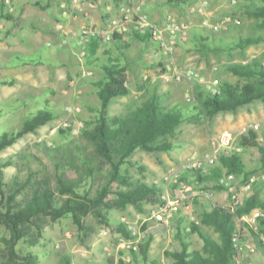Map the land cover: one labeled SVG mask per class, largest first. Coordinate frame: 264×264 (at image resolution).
Here are the masks:
<instances>
[{
	"label": "crops",
	"instance_id": "1",
	"mask_svg": "<svg viewBox=\"0 0 264 264\" xmlns=\"http://www.w3.org/2000/svg\"><path fill=\"white\" fill-rule=\"evenodd\" d=\"M137 1L142 4L143 13L154 24L164 25L174 19L184 25L189 31L188 39L172 45V52L169 53L162 50L158 43L129 33L125 40L115 37L106 43L94 41L87 57L82 58L76 40L69 38L67 33L71 30L105 26L118 14L122 0H13L11 5L0 1L1 112L6 113L2 111L5 106L3 100L15 101L17 105L7 113H17L22 106L19 102L22 99L21 93L31 91L34 94L41 90L48 91L52 99H78L83 106H90L87 98H90L92 93L98 96L97 84L106 78L105 67L116 63L126 68L125 81L130 93L117 97L118 100L110 111L113 100L111 101L108 107L111 118L128 115L154 98L159 101L164 111H180L186 114L190 109L185 107V101L189 103L190 94H194L196 101L194 112L190 114L196 117L199 112L196 98L204 91L202 87H205L202 82L212 75L217 76L215 71L225 65L219 61L218 52L241 51L230 48L236 43L233 42L234 33L241 35L230 17L246 13L247 6L262 4L255 0H209L208 5H204L201 0H183L181 4H174L171 0ZM260 1L264 3V0ZM223 21H230L225 27L227 32L222 28ZM65 38L68 39L61 46ZM251 47L242 52H251ZM248 62L250 60L246 59L242 63ZM176 69L193 71L195 79L166 82L165 78L172 75L170 70L173 72ZM91 71L94 76H91ZM263 104L264 102H255L239 110L243 111V126L259 124L261 127L264 121ZM100 107L101 103L98 115ZM83 111L86 109L83 108ZM230 128L233 129V126ZM170 142L174 147L170 151H173V155L168 156V162L182 159L186 161L190 154L182 149L192 142ZM200 156L193 154L189 161ZM243 161L248 170L254 169L250 168L244 159ZM183 163L176 171H181V175L186 174L188 180L198 187L185 194H181L177 187H174L173 191L168 189L171 198L182 196L183 202L170 224H148L147 233L153 234L148 252L151 262L171 264L173 260L167 257L166 252L181 248L183 242L189 244L190 251H200L206 256L204 241L197 233L192 232V223L202 225L221 245L220 234L213 227L203 224V214L214 208L230 212L233 210L232 192L219 186L208 187L199 184L194 172L182 171ZM244 182L242 176H236L234 190L238 193L241 203L254 196L264 199V181L259 180L248 190L242 187ZM257 211L264 212V209L256 208L249 215L235 218L237 231L242 235L243 250L240 259L237 261L235 254L230 264H264V226L259 220L254 234L245 222ZM179 233L183 235L184 240L178 237ZM128 258L130 260V256Z\"/></svg>",
	"mask_w": 264,
	"mask_h": 264
},
{
	"label": "trees",
	"instance_id": "2",
	"mask_svg": "<svg viewBox=\"0 0 264 264\" xmlns=\"http://www.w3.org/2000/svg\"><path fill=\"white\" fill-rule=\"evenodd\" d=\"M174 4H181L183 0H171ZM246 15L259 20L258 29L264 31V3L260 6H247ZM139 35V34H136ZM149 41L148 36L140 35ZM96 41V40H95ZM152 42V41H151ZM264 42V37H242L231 49L247 48ZM228 72L243 80L244 83H231L222 81L218 84V92L210 93L203 91L197 95L199 107L198 116L205 117L210 121L219 113L238 114L239 110L255 102H264V61L254 59L248 63H232L226 66ZM126 68L119 64H111L105 67L106 78L98 83V97L101 107L96 124L91 127L87 123L83 129V136L93 147L96 155L102 159V163L111 168L106 182L101 186L96 195H91L83 190L85 177L75 171V176H69L68 171L56 176L55 186L49 183L43 188L42 184L36 183L34 193L23 202L17 201V195L32 183V177L27 182L20 184L15 179L9 195L4 190V169L11 166L12 162H0V226H4L9 237L3 238L6 258L3 264H36L38 257L31 252L22 254L17 247L20 242L30 247L38 245L41 241L42 229L36 225L37 221L50 218L56 222L65 217H72L77 228V237L84 243L87 237L96 233L101 228H107L119 233L126 241L136 238L128 224L111 220L109 212L114 209L126 210L129 205L143 211L144 204L158 205L166 202L163 198V187L159 184L142 183L132 187L128 176L123 174L122 166L130 164V158L134 152L143 150L152 154L167 153L173 149V144L168 140L176 134L177 129L185 121L186 117L180 111H164L159 101L154 98L146 105L136 109L128 115L111 118L108 107L111 101L117 97L127 96L129 88L125 86ZM55 115L48 109H43L30 117L22 130L15 134L5 133L0 138V152L12 147L19 139L29 133H35L40 127L48 124ZM71 127L61 128L60 132L70 135ZM238 145L244 150L257 148L261 153L260 167L248 170L242 153L232 152L223 154L219 163L211 169L209 174L194 171L199 184L219 186L225 175L242 176L245 183L260 171L264 172V144L260 140L257 130L248 129L238 139ZM89 165V163H87ZM143 170V169H142ZM89 175L94 170L87 167ZM181 182H188V176L182 175ZM113 184H117L118 190L111 191ZM256 184V183H255ZM254 184V185H255ZM178 187V184H174ZM253 185V186H254ZM38 186V188H36ZM129 189L125 190L124 188ZM110 196H113L110 198ZM264 209V199L254 196L246 202L233 207L232 212L222 208H214L203 214V224L213 227L222 239L220 245L212 235L204 230L202 225L192 223V232L197 233L204 241L206 256L200 251H190L189 244L184 243L181 248H174L166 252L167 257L173 261L171 264H230L234 260L236 249L232 242L233 235L238 232L236 217L249 215L254 209ZM89 219L93 223L88 222ZM264 226V219H260ZM36 226L37 231H33ZM252 233H256L250 227ZM181 240L185 238L178 234ZM242 237V235H241ZM153 234L147 235L138 244V248H132L129 252H119L118 260L111 257L108 264H161L160 261H150L148 252ZM184 238V239H183ZM130 256V260H127ZM63 264H70L69 257L63 259Z\"/></svg>",
	"mask_w": 264,
	"mask_h": 264
},
{
	"label": "rangeland",
	"instance_id": "3",
	"mask_svg": "<svg viewBox=\"0 0 264 264\" xmlns=\"http://www.w3.org/2000/svg\"><path fill=\"white\" fill-rule=\"evenodd\" d=\"M255 1L263 4L260 0ZM235 17L239 20V23L235 26L238 29L239 35H241L238 36L235 32L233 42H237L240 37L244 36L264 37V31L257 28L259 20L250 18L246 13L235 14ZM229 22L222 27L226 32L227 29L225 27ZM251 50V52L239 50L218 52L219 61L224 62L225 65L218 71H215L214 74L217 73V76L212 75L211 78H207L202 82V85L205 86L202 87L204 91L214 93V90L218 88V84L222 80H229L235 84L238 82L239 84L244 83L243 80L234 77L232 73L228 72L226 66L232 63L243 62L246 59L251 61L257 58L264 61V42L252 46ZM252 55L256 57H252ZM170 73L172 74L174 71L170 70ZM89 96L91 97L87 99L90 106H83L78 99H67L65 97L52 99L48 91L41 90L34 94L28 91L21 93L22 99L19 102L22 106L18 109L19 111L16 110L18 111L17 113H7L17 105V103H14L15 101L12 99L3 100L5 106L2 111L6 113L3 114L0 110V138L5 133L15 134L22 130L25 122L43 109H48L55 115V119L40 127L35 133L25 135L12 147L0 152L1 163L12 162L11 166L4 169V190L7 196L16 178H18L20 184H23L32 177V183L17 195V201L23 202L34 193L36 183L42 184L43 188L46 186V183L54 187L56 176L62 175L67 171L69 176H75V171L83 175L85 180L82 189L87 190L93 196L97 194L98 190L106 182L111 168L108 164L102 163V159L96 155L95 147L82 134L87 123H91V127H93L99 116L98 109L101 101L98 96H94V93ZM190 96L191 100L189 103L185 101V107L190 109V111L184 114L186 117L185 121L177 129L174 136L168 137L169 141L182 142L185 140L188 143L192 142L182 149L185 153H189L190 156L186 157L187 159L185 158L186 161H182L184 160L182 159L169 163L168 159L170 158L168 156L173 155V151L170 153L152 154L138 149L130 158V164L122 166V172L128 176L132 187H136L142 183L159 184L164 188L163 198L170 200L173 198L168 195V189L173 191L174 187L177 186L173 182H169L167 177L172 172H176L177 168L182 165L181 163L184 162L183 164H185L189 162L193 154L200 156L210 152L214 143L220 141L222 137L228 134L234 137L235 143H237L241 134L253 126H258L256 130L260 133V140L264 144V121L261 127L259 124H247L243 126L241 123L243 111H240L236 115L219 113L210 121L206 120L205 117L198 116V111H195L197 113L196 117L191 116L190 113L194 112L196 101L194 94H190ZM116 100L118 98L113 99L109 108L110 111ZM94 105L96 108H94ZM69 107L72 108V111L68 112L67 108ZM76 108H80V111H74ZM83 108L86 111H83ZM95 113L97 114L95 115ZM65 124H68L73 129L70 135L60 132L61 128H67ZM231 126H233V129L230 128ZM242 158L250 168L260 167L261 153L257 148L242 151ZM88 166L94 170L92 175L88 174ZM263 175V171L255 175L257 178L256 182L259 180L264 181ZM185 183L191 187V190L198 187L193 181L188 180ZM118 187L117 184H113L110 190L116 191ZM124 189L127 190L129 188L126 187ZM112 197L110 196V198ZM156 206L157 204L146 203L143 207L144 210L139 211L134 206L129 205L126 210L114 209L109 212V216L113 222L128 224L133 235L136 236L131 241H126L117 232L101 228L96 233L89 235L84 243H81L77 237V228L72 217L69 216L56 222L50 218L37 221L36 225H40L42 229L41 241L34 247L20 242L17 249L22 254L31 252L36 255L38 257L36 264H63V259L66 257H69L70 264H108L109 258L113 256L116 261V257H118L120 251L127 250L129 252L148 235V224L151 225L152 222H156L151 218V213L155 210ZM88 222L93 223V220L89 219ZM37 228L34 226L33 231H37ZM4 237H9V232L4 226H0V264H3L6 258V247L2 241ZM128 257L127 260H129Z\"/></svg>",
	"mask_w": 264,
	"mask_h": 264
},
{
	"label": "built area",
	"instance_id": "4",
	"mask_svg": "<svg viewBox=\"0 0 264 264\" xmlns=\"http://www.w3.org/2000/svg\"><path fill=\"white\" fill-rule=\"evenodd\" d=\"M7 5H11L13 0H0ZM204 5H208L209 0H201ZM235 2V1H234ZM233 23L238 24V18L230 17ZM224 25L226 22L223 21ZM222 24V27L224 26ZM129 33L139 34L143 36H148L152 42L158 43L161 46L162 50H165L169 53L172 52V45L177 42H185L189 37L188 29L180 24L178 21L174 19H170L164 25H157L151 22L148 17L142 11V4H139L137 0H122V3L119 7L118 14L111 20L108 21L107 24L103 27H90L86 30H71L67 33L69 38H73L76 40L80 55L82 58L87 57L89 53V48L92 43L96 40L98 42L106 43L115 37H119L122 40H125ZM68 38L62 41L61 46L66 43ZM49 46L51 44L49 43ZM93 75V72H90ZM195 74L191 70L180 71L176 69L171 76L166 77V82L170 83L172 81L181 82L185 79L193 80ZM127 87L128 85L125 84ZM218 90L215 89L214 93H217ZM68 112L72 111V108H67ZM80 111V108L74 109V111ZM68 128L69 125L65 124ZM249 129H258V126H253ZM248 130V129H247ZM245 130V132L247 131ZM243 148L235 143V138L231 135H226L221 138L220 141L214 143L210 152L196 157L195 159L190 160L189 162L183 164L182 171L185 172H194L201 171L204 174L210 172L212 168H214L218 163L219 159L223 154H230L232 152L242 153ZM264 178V175L262 176ZM182 175L181 171L172 172V174L167 177L169 182H173L174 184H178V188L181 194L191 190V187L187 185L185 182H181ZM236 177L235 175H225L221 178L220 184L225 188H228L230 192H232V203L233 207H236L241 203L240 197L238 193L234 190V183ZM257 181L255 176H252L249 181L244 184L242 187L245 190L250 189ZM183 197L174 198L167 200L166 202H162L158 204L151 213V218H153L157 223H161L164 225L170 224V222L174 219V217L179 212ZM264 218L263 211H257L252 214L248 219H246V223L256 229L258 225V221ZM233 245L236 249V259L237 261L240 259V254L242 253L243 246L241 243V234L240 232H236L232 237ZM134 249L138 248V245L133 247ZM238 264H240L238 262Z\"/></svg>",
	"mask_w": 264,
	"mask_h": 264
}]
</instances>
